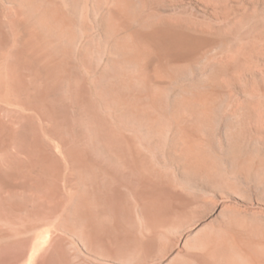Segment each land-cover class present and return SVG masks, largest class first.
Segmentation results:
<instances>
[{
  "label": "rangeland",
  "instance_id": "rangeland-1",
  "mask_svg": "<svg viewBox=\"0 0 264 264\" xmlns=\"http://www.w3.org/2000/svg\"><path fill=\"white\" fill-rule=\"evenodd\" d=\"M261 112L264 0H0V264H264Z\"/></svg>",
  "mask_w": 264,
  "mask_h": 264
},
{
  "label": "bare ground",
  "instance_id": "bare-ground-1",
  "mask_svg": "<svg viewBox=\"0 0 264 264\" xmlns=\"http://www.w3.org/2000/svg\"><path fill=\"white\" fill-rule=\"evenodd\" d=\"M160 32V31H159ZM162 38V36H159ZM164 38H165V42L166 44L169 46V48L171 50H181L186 48L187 46H189V44H191V39L178 32V31H172V30H166L164 32ZM233 61V60H232ZM262 113V112H261ZM261 120L264 121V113H262L261 115ZM259 119V117H258ZM259 121V120H258ZM263 124L264 122H260V124ZM226 146V145H225ZM229 147V146H228ZM228 153V152H227ZM232 155V154H231ZM235 160V159H234Z\"/></svg>",
  "mask_w": 264,
  "mask_h": 264
}]
</instances>
